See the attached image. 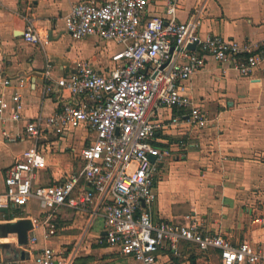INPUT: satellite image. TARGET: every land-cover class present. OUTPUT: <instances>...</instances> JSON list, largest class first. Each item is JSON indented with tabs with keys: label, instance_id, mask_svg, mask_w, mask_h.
<instances>
[{
	"label": "crops",
	"instance_id": "1",
	"mask_svg": "<svg viewBox=\"0 0 264 264\" xmlns=\"http://www.w3.org/2000/svg\"><path fill=\"white\" fill-rule=\"evenodd\" d=\"M79 1L88 0H0V76L11 81L9 88L0 87V97L8 104L9 97L17 94L23 103L18 122L0 119V193L6 170L33 142L45 160L36 172L35 185L61 184L83 166L78 154L87 142V129L60 135L45 131L36 141L23 134L27 121L48 117L62 100L56 93L45 92L48 82L42 73L47 63L51 78L57 80L74 74L82 61L98 70L107 69L113 65L111 56L121 48L95 37L75 40L65 31L63 17ZM169 1L146 0V15L165 21ZM195 8H202L198 27L201 38L217 35L242 47L264 40V0H178L176 20L186 21ZM26 19L32 20L46 44L31 45L23 40ZM21 78L23 84L19 83ZM182 87L193 105L207 113L209 122L189 127L187 111H161L158 118L163 123L184 116L178 125L154 137L153 145L167 151L168 156L156 163L157 200L151 205L152 220L177 225L195 221L205 233L224 236L233 245L247 243L264 252V73L255 70L252 75L240 76L209 58ZM9 109L10 105L4 118L9 116ZM4 133L17 136L11 141ZM8 209L9 221H32L28 236L36 242L25 248L26 259L7 264H33L32 255L43 247L71 260V264L130 263L106 243L100 216L91 219L90 212L66 208L47 216L36 201ZM4 220L0 213V222ZM48 225L53 229L49 236ZM160 262L219 264V257L215 249L203 253L183 243L177 256L163 248Z\"/></svg>",
	"mask_w": 264,
	"mask_h": 264
},
{
	"label": "built area",
	"instance_id": "2",
	"mask_svg": "<svg viewBox=\"0 0 264 264\" xmlns=\"http://www.w3.org/2000/svg\"><path fill=\"white\" fill-rule=\"evenodd\" d=\"M177 1H169L165 21L146 15V0L72 4L63 23L73 39L95 37L121 48L111 56V67L98 70L82 61L74 74L57 80L51 78L47 63L42 73L48 82L45 92L56 93L62 100L48 117L27 121L23 134L36 141L45 131L60 135L87 129V142L78 154L83 166L61 184L35 185L36 172L45 160L36 142L31 143L23 157L6 170L0 209L22 208L36 201L47 216L61 208L90 212L91 219L100 216L106 243L130 259L129 264H161L163 248L177 256L183 243L203 253L217 250L219 264H264L261 249L247 243L233 245L224 236L205 233L195 221L177 225L152 220L151 205L157 200L156 163L168 156L153 145L154 137L178 125L184 116L163 123L158 118L161 111H187L189 127L208 124L207 113L193 105L182 86L209 58L240 76L252 75L255 70L264 73V40L242 47L217 35L201 38L202 8H195L186 21L178 22ZM22 38L31 45L47 43L30 19H26ZM23 82L21 78L19 83ZM10 86L11 81L0 76V87ZM8 101L0 97V119L18 122L23 109L20 96L11 95ZM8 105L9 116L4 118ZM4 135L11 141L17 136ZM48 227L49 236L53 229ZM35 242L28 236V244ZM32 260L33 264H71L49 247L36 251ZM0 264L7 263L0 257Z\"/></svg>",
	"mask_w": 264,
	"mask_h": 264
},
{
	"label": "water",
	"instance_id": "3",
	"mask_svg": "<svg viewBox=\"0 0 264 264\" xmlns=\"http://www.w3.org/2000/svg\"><path fill=\"white\" fill-rule=\"evenodd\" d=\"M193 48V45L191 46ZM153 161V158L150 159ZM5 220L0 222V257L4 263H12L27 258L25 248L28 245V232L33 229V223L28 218L9 221V209H0Z\"/></svg>",
	"mask_w": 264,
	"mask_h": 264
},
{
	"label": "rangeland",
	"instance_id": "4",
	"mask_svg": "<svg viewBox=\"0 0 264 264\" xmlns=\"http://www.w3.org/2000/svg\"><path fill=\"white\" fill-rule=\"evenodd\" d=\"M126 262H127L126 260H120L119 264H126Z\"/></svg>",
	"mask_w": 264,
	"mask_h": 264
}]
</instances>
